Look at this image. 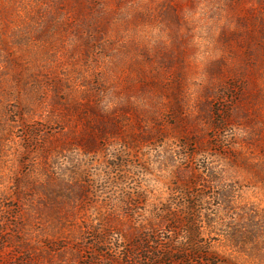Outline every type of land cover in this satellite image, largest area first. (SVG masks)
<instances>
[{"label":"rangeland","instance_id":"1","mask_svg":"<svg viewBox=\"0 0 264 264\" xmlns=\"http://www.w3.org/2000/svg\"><path fill=\"white\" fill-rule=\"evenodd\" d=\"M195 202L264 264V0H0V264L186 243Z\"/></svg>","mask_w":264,"mask_h":264},{"label":"trees","instance_id":"2","mask_svg":"<svg viewBox=\"0 0 264 264\" xmlns=\"http://www.w3.org/2000/svg\"><path fill=\"white\" fill-rule=\"evenodd\" d=\"M224 199L227 201V204L230 203L228 197ZM196 204V202L190 203L189 206H187V213L183 215L182 219L176 218L173 222L169 219L171 215H166L160 219L164 222L169 221L172 226L170 229L175 231L182 229L184 233H186V243L171 241L167 245L158 243L149 247L148 243L150 241L144 246V239L141 243H138L131 248L132 250L126 249V252L122 257L123 260L119 264H236V262L232 260L228 262H220L219 260L210 257L209 253L205 251L209 247L200 239V235H202L203 231L201 230L197 216L195 215ZM247 221H250V219ZM226 238L228 239V237ZM245 246L246 245L236 243L228 245L229 248H242L240 250L243 251H245L243 249ZM144 251H147V255H144V253L143 256H141Z\"/></svg>","mask_w":264,"mask_h":264}]
</instances>
